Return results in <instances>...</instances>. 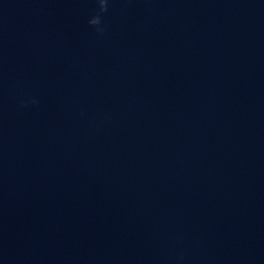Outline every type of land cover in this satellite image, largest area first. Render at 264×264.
Returning <instances> with one entry per match:
<instances>
[{"label":"clouds","instance_id":"clouds-1","mask_svg":"<svg viewBox=\"0 0 264 264\" xmlns=\"http://www.w3.org/2000/svg\"><path fill=\"white\" fill-rule=\"evenodd\" d=\"M100 7H101V11H105L106 10V0H100ZM91 24L93 25H97L100 23L99 17H96L94 19H92L90 21Z\"/></svg>","mask_w":264,"mask_h":264}]
</instances>
